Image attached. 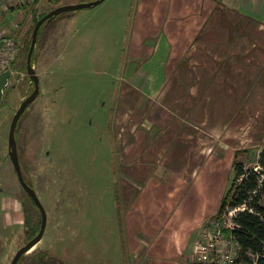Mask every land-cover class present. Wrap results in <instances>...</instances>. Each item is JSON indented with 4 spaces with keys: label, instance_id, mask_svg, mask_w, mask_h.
<instances>
[{
    "label": "crops",
    "instance_id": "crops-1",
    "mask_svg": "<svg viewBox=\"0 0 264 264\" xmlns=\"http://www.w3.org/2000/svg\"><path fill=\"white\" fill-rule=\"evenodd\" d=\"M4 2L10 9L1 8L0 25L19 36L20 22L7 17H26L37 0ZM129 6L126 59L133 68L121 90L108 93L106 108L108 146L121 169V250L119 258L114 246L108 249L104 264H212L196 258L202 226L223 192L215 186L216 159L208 169L206 141L224 129L254 131V115L264 113V0H134ZM107 18L95 22L102 28ZM164 94L180 97V104L161 105ZM195 98H206L208 118L191 117L201 102ZM236 98L246 99L242 107ZM193 169H200L203 186L188 185Z\"/></svg>",
    "mask_w": 264,
    "mask_h": 264
},
{
    "label": "rangeland",
    "instance_id": "rangeland-1",
    "mask_svg": "<svg viewBox=\"0 0 264 264\" xmlns=\"http://www.w3.org/2000/svg\"><path fill=\"white\" fill-rule=\"evenodd\" d=\"M4 1L0 2V10L10 9ZM82 1L90 0H37L36 4L31 3L32 12L26 17H7V21L15 25L16 21L20 22L22 51L14 63V74L19 72L20 79L16 80L13 75L11 81L15 85L5 87L0 103V264H10L16 251L37 232L41 223L40 210L21 186L8 153L12 117L22 99L34 88L26 72L33 25L54 7ZM132 1L103 0L89 8L66 11L54 19L38 39L33 65L40 78V92L27 108L21 125H17L16 138L18 154L25 164L24 176L45 207L47 221L42 239L18 264H44L43 258L52 259L49 264L61 261L104 264L108 262L104 260L107 251L113 246L120 258L121 209L117 201L121 202V169L108 146L110 114L106 108L110 100L108 93L117 94L124 84L122 78L129 79L133 68L126 59L133 20L130 17L133 9L129 6ZM105 18L102 28L96 24L95 20ZM4 32L12 33L6 29ZM165 97L159 103L167 108L172 101L176 106L180 104V97ZM205 99H193L201 100L193 111L195 115H191L195 120L198 115L208 118ZM235 101L242 107L246 99L236 98ZM256 101L259 102L258 98L252 100V105ZM256 109L259 110L258 106ZM153 115L158 122L159 112ZM244 116L240 117L241 124ZM254 116L256 130L224 129L222 135L211 134L206 141L209 171L214 165L213 159L220 165L221 176L218 175L215 183L217 192L223 189L220 202L232 184L234 160L242 161L246 167L259 165V149H264V135L259 134L264 126V113L257 111ZM229 122L230 119L225 120V127H230ZM206 125L209 126L208 121ZM256 141L260 145L253 146ZM155 148L163 150V147ZM177 155L173 154L174 159ZM175 165L179 169V164ZM199 172L200 169H193L188 185H204ZM180 181L178 179L177 183ZM231 214L224 212L215 220L227 236ZM215 215L208 218L211 227L215 222L210 219Z\"/></svg>",
    "mask_w": 264,
    "mask_h": 264
},
{
    "label": "trees",
    "instance_id": "trees-1",
    "mask_svg": "<svg viewBox=\"0 0 264 264\" xmlns=\"http://www.w3.org/2000/svg\"><path fill=\"white\" fill-rule=\"evenodd\" d=\"M63 13L54 16L50 21L45 22L41 26L38 39L42 31ZM14 35H17L16 32ZM21 51L22 49H20L18 57ZM36 51L37 49L35 48L32 62L35 59ZM14 63L13 65L15 66ZM258 163L264 166V149L259 154ZM233 169L234 178L232 184L224 193L216 215L211 220H218L219 216L224 212L226 213L234 210L231 219L235 225L233 228L227 229L228 236H232L239 243V249L234 264H264V204L262 203L264 195V170L257 171L253 167H246L245 164L239 160L233 161ZM49 260L52 259H42L44 264H49L53 261ZM56 262L57 260H54V263ZM60 264L65 263L61 261Z\"/></svg>",
    "mask_w": 264,
    "mask_h": 264
},
{
    "label": "water",
    "instance_id": "water-1",
    "mask_svg": "<svg viewBox=\"0 0 264 264\" xmlns=\"http://www.w3.org/2000/svg\"><path fill=\"white\" fill-rule=\"evenodd\" d=\"M103 0H90V1H82L77 3H68L62 4L57 7L52 8L47 13H45L42 17H40L37 22L35 23L32 35H31V42L30 47L27 53V64L26 70L28 73L29 78L31 81H34V88L30 94L22 99L16 112L14 113L8 133V153L12 160L13 166L15 167L19 182L21 183L22 187L26 191V193L32 198L35 202L37 207L40 210L41 214V223L38 231L35 235H33L23 246H21L16 253L14 254L10 264H17L18 260L27 252L29 251L34 245L38 243L43 237V233L45 231L46 221H47V213L45 207L43 206L35 188L30 185L24 178L23 171L21 168L19 155H18V145H17V138H16V129L19 123V120L24 113V111L30 106V104L37 98L40 92V78L39 75L36 73L35 67L32 62V56L35 48L37 47L38 43V36L41 26L45 23L50 21L54 16L59 15L63 12L70 11V10H78L83 8H89L94 5L101 3ZM12 73L10 69H6L2 73H0V103L4 96L5 87L8 85L9 77H11Z\"/></svg>",
    "mask_w": 264,
    "mask_h": 264
},
{
    "label": "built area",
    "instance_id": "built-area-1",
    "mask_svg": "<svg viewBox=\"0 0 264 264\" xmlns=\"http://www.w3.org/2000/svg\"><path fill=\"white\" fill-rule=\"evenodd\" d=\"M4 31L5 29L0 25V73L6 69L11 70L12 75L8 80V84H10L15 73L13 63L17 60L21 49V39L13 33L8 34ZM253 168L257 171L264 170V166L260 164ZM233 212L234 210L229 211L232 214ZM213 222H215L213 227H211L212 224L207 223L202 228L200 239L196 243V258L199 261L212 264H234L239 243L232 236H227L223 232L222 228L218 226V221L214 220ZM234 225L233 221L228 223L231 228Z\"/></svg>",
    "mask_w": 264,
    "mask_h": 264
},
{
    "label": "flooded vegetation",
    "instance_id": "flooded-vegetation-1",
    "mask_svg": "<svg viewBox=\"0 0 264 264\" xmlns=\"http://www.w3.org/2000/svg\"><path fill=\"white\" fill-rule=\"evenodd\" d=\"M15 68V67H14ZM26 72H27V70H26ZM28 74V73H27ZM14 76H16V80H18V79H20V73L18 72V74H14ZM28 81H30V82H32V85H34V81H31V79H29L28 78ZM11 83H12V81H11ZM10 83V84H11ZM9 85V84H8ZM8 85L6 86V87H8ZM15 85V83H12V86H14ZM27 110V109H26ZM26 110H25V112H26ZM25 112L23 113V115H22V117L24 116V114H25ZM22 117H21V119H22ZM21 119H20V121H19V123H18V127H19V125H21ZM19 155V154H18ZM11 159V158H10ZM19 160H20V164H21V168H22V171H23V175H24V171H25V164L22 162V159H21V157H20V155H19ZM12 161V160H11ZM13 164V163H12ZM13 169H14V171L16 172V170H15V167L13 166ZM17 174V173H16ZM24 178H25V176H24ZM25 180H26V178H25ZM28 183H30V184H32L30 181H28V180H26ZM21 184V183H20ZM22 186V185H21ZM44 234V233H43ZM35 235V234H34Z\"/></svg>",
    "mask_w": 264,
    "mask_h": 264
},
{
    "label": "bare ground",
    "instance_id": "bare-ground-1",
    "mask_svg": "<svg viewBox=\"0 0 264 264\" xmlns=\"http://www.w3.org/2000/svg\"><path fill=\"white\" fill-rule=\"evenodd\" d=\"M262 199H263V198H262ZM31 249H33V247H32ZM31 249H30V250H31Z\"/></svg>",
    "mask_w": 264,
    "mask_h": 264
}]
</instances>
